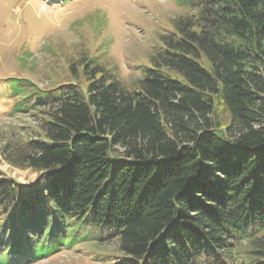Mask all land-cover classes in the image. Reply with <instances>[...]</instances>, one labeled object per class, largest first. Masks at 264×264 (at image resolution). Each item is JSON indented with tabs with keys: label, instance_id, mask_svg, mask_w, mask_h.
Here are the masks:
<instances>
[{
	"label": "trees",
	"instance_id": "1",
	"mask_svg": "<svg viewBox=\"0 0 264 264\" xmlns=\"http://www.w3.org/2000/svg\"><path fill=\"white\" fill-rule=\"evenodd\" d=\"M180 3L133 87L98 54L48 87L4 78L3 112L40 130L0 157V264L82 242H115L111 264H264V0Z\"/></svg>",
	"mask_w": 264,
	"mask_h": 264
},
{
	"label": "rangeland",
	"instance_id": "2",
	"mask_svg": "<svg viewBox=\"0 0 264 264\" xmlns=\"http://www.w3.org/2000/svg\"><path fill=\"white\" fill-rule=\"evenodd\" d=\"M187 13L180 0H0V157L8 142H27L40 130L35 116L3 112L5 77L48 87L70 80L69 64L80 55L98 54L133 87L150 66L160 34ZM4 170L21 182L36 178L9 163ZM118 255L115 242H82L31 264H111Z\"/></svg>",
	"mask_w": 264,
	"mask_h": 264
}]
</instances>
